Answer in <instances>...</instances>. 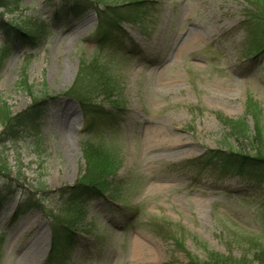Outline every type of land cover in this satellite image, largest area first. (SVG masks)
<instances>
[{"label":"rangeland","instance_id":"1","mask_svg":"<svg viewBox=\"0 0 264 264\" xmlns=\"http://www.w3.org/2000/svg\"><path fill=\"white\" fill-rule=\"evenodd\" d=\"M77 1L0 2V100L16 114L37 97L42 110L29 129L0 136V264H257L242 237L264 244V186L199 159L264 154L247 112L253 102L264 138V20L255 5L144 0L148 22H122L114 42L99 40L97 0L75 15L68 3ZM82 63L107 83L86 98L88 114L69 93L90 87L76 81ZM97 106L112 120L92 118ZM220 117L244 120L246 135L228 134ZM86 142L117 157L118 198L69 203L62 193L85 174ZM172 144L177 153L164 149ZM27 197L41 205L14 218ZM53 228L72 241L48 261Z\"/></svg>","mask_w":264,"mask_h":264},{"label":"trees","instance_id":"2","mask_svg":"<svg viewBox=\"0 0 264 264\" xmlns=\"http://www.w3.org/2000/svg\"><path fill=\"white\" fill-rule=\"evenodd\" d=\"M4 0H0L2 3ZM91 1V0H89ZM144 0H130L124 3L122 6L116 4L114 6H110L108 4H103L101 1H93L95 5V9L98 11L99 15L103 13L102 19L99 25V31H101L100 41H104L105 39H110V41L114 42L116 39L121 37L120 34V24L124 21L129 22H138L144 23L145 17L149 15L147 12ZM256 8V12L258 14V18L264 20V14L262 13V6L264 4V0H255L254 2L250 0ZM88 0H81L75 3H68V7L70 6L71 11L77 15L81 13L84 9H86V3ZM100 5L105 6L106 11H102L99 8ZM152 21V20H150ZM149 21V22H150ZM261 22L257 28L259 35L264 40V25ZM2 24H4L2 22ZM102 26L104 29L102 30ZM18 31V30H16ZM20 32V31H19ZM27 35H29L27 33ZM13 38H19L24 40L25 38L14 35ZM261 48H257L255 52H258ZM6 53V52H2ZM24 72L21 73V75ZM104 76V72H98L97 74L92 75L91 67L82 63L79 73L77 75L76 81L77 83H81L83 80H88L91 82L90 87L80 88L81 90L71 91L72 94L77 101L82 105V109L84 113L88 114L90 111L86 109V105L89 104V101L86 99L88 95H92L96 90L102 89L105 87L106 80H102ZM23 77V76H22ZM24 82V78L21 80ZM76 83V84H77ZM27 86H25L26 88ZM28 93H31L29 90ZM114 102V100L112 101ZM40 99L37 97L33 98V103H31L25 110L13 114L11 113L8 106L5 107V104L2 100H0V109L4 108V113L0 116V124L2 126V130L0 132V136L4 134H9V136H13L16 134L17 128L29 129L30 124H34L40 118L42 110L40 109ZM252 106H254L253 102L248 103L247 112L252 114L255 122V134L253 135V139H256L254 146L260 141V145L264 143L263 131L261 128V121L257 116V113L252 110ZM91 113H94L92 118H100L103 120L111 121L112 114L110 111L104 110L100 107H96ZM258 117V120H257ZM224 125L228 128V134L230 135H246V124L244 120H233L230 118H222L220 117ZM27 129V130H28ZM259 139V141H258ZM83 155L86 161V170L85 174L81 176V179L77 181L75 184L69 186L62 193L67 197V201L69 203L75 202H84L88 196H100L103 193L110 194V197L113 199L118 198L120 192L114 188V184L112 183V179L110 176L114 173V167L117 157L112 154L114 153L110 148L103 147H95L94 145L86 142L82 147ZM203 158L208 165H213L218 169L227 172V173H237L242 176L245 180L253 182L255 184L264 186V154H262L261 150L254 149V153L251 155L241 154L238 152H234L233 150H224L219 151H208L199 158ZM3 191H7V188H0V193ZM7 192L0 195V204L5 199ZM40 203V199L37 198H26L23 204L18 205L14 214V218L21 215L24 211H27L31 208H38ZM77 214H75L76 216ZM71 221V220H70ZM243 245H244V253L252 254L253 260L257 261V264H264V244L258 243L253 237H242ZM72 241L71 235L67 233L60 232L58 228H53L52 231V241L50 247V253L48 255V261H57L63 252V247L65 244H69ZM4 243V236L0 235V259L2 253V246ZM243 254V253H242ZM244 255V254H243ZM186 264H207L203 261H199L197 258H189ZM217 264V262L211 263ZM219 264V263H218ZM248 264V263H245Z\"/></svg>","mask_w":264,"mask_h":264},{"label":"bare ground","instance_id":"3","mask_svg":"<svg viewBox=\"0 0 264 264\" xmlns=\"http://www.w3.org/2000/svg\"><path fill=\"white\" fill-rule=\"evenodd\" d=\"M164 149H167V150L170 151L171 153H177V150H176V148H175V144L168 145L167 147H164ZM29 250H30V249H29ZM29 253H30V251L26 250V251L24 252L23 255H24L25 257H29V256H30Z\"/></svg>","mask_w":264,"mask_h":264}]
</instances>
